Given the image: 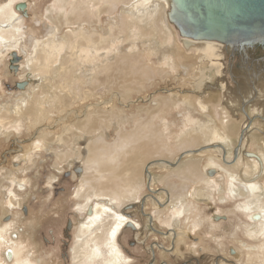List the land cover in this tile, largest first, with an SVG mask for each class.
I'll return each instance as SVG.
<instances>
[{
	"label": "rangeland",
	"instance_id": "obj_1",
	"mask_svg": "<svg viewBox=\"0 0 264 264\" xmlns=\"http://www.w3.org/2000/svg\"><path fill=\"white\" fill-rule=\"evenodd\" d=\"M11 1L0 0V7L6 6ZM13 2V6L19 2L27 4L28 16L24 17V13L15 5L20 18L12 30V33H16V38L9 39L3 47H0V237L4 235L6 241L10 242L9 246L7 244L10 250L17 248L20 255L14 258V261L7 263L3 255L7 247L2 245L0 261L3 264L25 263V261L36 264L32 256L35 250L29 247L24 252V248L29 243L17 242L9 238L16 232L13 227L17 223L6 220L21 218L22 224L35 230L39 211L51 206L54 211L60 209L64 212L63 218H60L57 225L61 233L69 216L70 208L67 204L70 202L72 188L74 187L76 195L84 193L83 189L86 186L81 187L82 180L91 175L90 172L93 173L94 168H98L97 165L92 166L90 163L91 169H87L90 155L88 145L98 144V139L103 134L108 144L106 145L108 147L111 145V151L116 152L117 147L114 143L119 141V136L126 135V138L130 136L137 143L134 137L137 136L139 129L140 134H144L146 130V134L148 130H154L153 138L149 137V140L145 141L146 137L143 140L148 149L158 152L151 160L174 162L184 150L192 148L197 150L215 142H221L230 148L232 144L226 143L230 135L224 130L225 122L231 121L230 114L222 108V105L231 107L235 97L228 102L230 98L220 100V95L216 98L211 97L214 93L211 90L204 89V92L198 90L195 80L200 77L201 69L206 71L210 68L211 62L208 58H202L200 62L202 54L197 50L185 51L177 33L164 17L160 19L164 20L166 35L161 31L159 26L161 20L157 21V15L162 2L161 4L151 2L150 6L139 9L136 8L139 5L136 0H14ZM78 2L80 5L76 7ZM147 8H149L148 12ZM10 10L6 7L1 15H5ZM76 10L83 13L85 20H71V22L65 20ZM99 12L101 16H97ZM5 21L10 22V20ZM92 35L95 36L96 45L86 41L87 37ZM12 52L20 53L21 56L17 71L10 67ZM216 53L219 64L227 66L229 57L223 46L216 50ZM133 61L134 67L131 64ZM140 67H143L144 73H139ZM137 73L138 77L135 75ZM208 75L206 80L208 87L215 85L221 87L220 82L224 80L219 78L214 70H208ZM19 84H24L23 88L17 86ZM206 91L210 92L208 97ZM200 98L209 106L208 115L200 114L201 109L199 110L196 104ZM262 100L264 99L259 98L257 103H261ZM238 103L239 101L237 105ZM261 107H255L254 112L263 110ZM94 114L103 117L97 122L95 132L86 134V131L81 130L82 119L85 120L88 116L90 118V115ZM189 117H191L190 121H188ZM243 120L241 118L237 122L239 128L235 138L233 136L234 143L237 142L246 122ZM252 126L253 130L249 131L250 136L248 135L244 150L258 153L264 160V122L254 120ZM189 134L195 135L196 141L186 147L182 144L187 141H182V137ZM37 140L39 142H36ZM40 143L42 146L39 145ZM182 162L183 166L179 168L159 166L154 167L153 170L161 177L157 179L159 182L155 188L166 187L165 189L173 192V195L176 194V200H171L169 209L174 211L175 207L178 208L181 193L187 197L186 209L182 208V229L195 230L203 220V217L198 215L197 201L191 197L211 198L208 201L203 200L207 204L212 203L215 196L217 204L221 207L210 204L204 211L211 212L210 215L213 216L215 212L226 215L227 221H219L224 226L214 223L218 226L216 230L221 229L222 233L225 232V236L228 234L232 236V233L234 236L228 245L220 246L210 239L211 236L214 237L213 233H204L207 238L206 247L204 243L202 244L204 248H208V251L219 250L226 256L230 249L236 250L241 262L236 261L234 264H264L263 255L248 256L250 248L253 253H258L257 246L263 241L260 238L259 240L250 238L246 230L249 214H245L241 208L245 209L247 200L242 197L228 200V196L234 195V191L239 190L240 180L247 181L245 172L250 170L256 174L258 164L242 159V162L234 167H224L219 162L216 150L187 155ZM194 162L204 176L195 182L199 185L196 187L184 174L188 164ZM101 166L105 168L109 165L102 161ZM211 166L220 169L227 180L230 178L229 184L223 180L220 171L217 172L218 178L210 182L204 172ZM78 167L83 169L82 174L76 171ZM66 171L74 172L79 180L63 182V173ZM243 174L242 179L238 178ZM46 177H51L49 187L53 185L52 178L58 177L56 181L58 190L55 194H50L52 199L49 201L37 199V188L40 186L42 190V183L46 182ZM262 180L264 181V177ZM20 182H23L25 187H21ZM213 182L217 183V188L213 186L215 191H209L201 186L204 184L208 187V184ZM184 187L186 193L183 191ZM141 191L144 192L143 185L139 194ZM262 196L264 200V195ZM219 198L224 199L225 206L220 205ZM24 202L30 210L28 217L21 212ZM85 203L84 198L77 200V204ZM174 203L176 205H173ZM115 207L119 208L117 205ZM174 214L177 212H173ZM231 224L236 226L235 229ZM204 225L208 227L211 223ZM101 232L102 230H99L87 237L91 242L85 240V246L89 244L87 248L90 247L92 250L96 241H106L104 232L100 236ZM198 237L202 238L196 235V238ZM77 239L78 234L75 247L76 243L79 246L81 244ZM98 245L101 255L109 258V253L102 248V243ZM83 249L82 251L88 255L90 250ZM39 251L42 252V246ZM101 259L95 258L92 262L88 258L84 264H87L86 261L88 264H103Z\"/></svg>",
	"mask_w": 264,
	"mask_h": 264
},
{
	"label": "flooded vegetation",
	"instance_id": "obj_2",
	"mask_svg": "<svg viewBox=\"0 0 264 264\" xmlns=\"http://www.w3.org/2000/svg\"><path fill=\"white\" fill-rule=\"evenodd\" d=\"M23 4L25 3H20L18 5H21L20 7H22ZM24 6L25 9L21 12L24 13V17H27L28 15L26 9L28 8V6L27 4H25ZM226 51L229 57L227 60V66H223L221 76L219 75V78L224 80L221 81L219 79L221 81V84L226 85V87L222 86V88H218V91L212 93L211 97L216 98L220 95V100L224 98H230L228 102L233 97L236 98H234L231 107L225 104L222 105V108H225L230 114L229 119L232 120L229 123L228 127V134L230 135V139H227L226 141L227 144L231 143L232 147L227 148V145L225 146L221 144V142H215L207 145L213 146L212 148L193 154L216 150V154L218 153L219 162L224 167H234L237 164H240L242 162V159L255 161L259 164L258 161L261 162V155L255 152L245 151L244 149L246 140L250 136L249 131L253 130L252 123L254 122V120H261L264 122V112H254V108L257 106H262L264 108V100H262L261 103H256L255 101L259 92L264 94V32H235V36L232 39L230 45L227 46ZM20 59V53L18 54L17 52H12V56L10 58L11 69L13 68V70L15 71L19 70L18 63L20 62ZM201 82V84H198L200 91L208 87V84L203 83L202 79ZM227 83L229 86H227ZM17 86L23 88L24 84H19ZM238 101L239 103L237 105ZM234 103H236V105ZM241 118L246 122H244L245 125L242 127L239 133L237 142L234 143L233 136L235 138L237 134V130L239 128L237 122H239ZM190 138L196 140L195 135L193 134H191ZM224 140L225 139H223V141ZM188 150L195 151L194 148L182 151V159L179 163H177L176 167L172 168H179L180 166H183L182 160L185 155H189L185 154ZM257 157L259 158V160L257 159ZM176 160L174 162L170 161V163L175 164ZM150 161L152 162L153 160ZM152 163L146 162L143 168V172L145 171L144 181L142 184L144 186V192L141 191V193L138 194L135 200H133L134 198L132 199L133 202H131L132 200L128 201L127 203H125V206H122V208L115 207L116 213L124 216L127 219L125 224L119 229L118 236L115 241V243L119 246L121 252L123 253L124 258L126 257L128 259L127 264H234L236 261H239L240 258L237 256V252L234 249H230L229 253L226 256L225 254L220 253L219 250L208 251V248L206 249L202 245L204 243L206 247L205 239L207 238L204 233H213L214 237L211 236L210 239L215 243H218L220 246L228 245L230 243V239H233L234 236L233 233L232 236H230L229 234L228 236H225V232L222 233L221 229L216 230L218 226L214 223H220L219 221H227L228 217L226 215H220L219 213L217 214V212H215L213 216L210 215L211 212L204 211L209 208L210 204H217V198L213 196L212 203L206 204L203 202V200L208 201L211 198L198 199L195 197H191V199H195L197 201L196 203L199 211L198 215L203 217V220L199 224V228L196 227L197 229L195 228V230L193 228H189V231L186 229H182V216H176V214L173 215L175 209L173 211L168 208L171 204L170 201L174 196L173 193L165 189L166 187L155 188V185L159 182L157 181V179H161V177L157 176L153 171L156 167L159 166H152ZM158 163L159 162H156L154 164ZM201 164L202 162H200V165ZM212 166L211 168L206 169V171L204 172L206 178L209 179L210 182H212V180L217 177V172L220 171L223 180H225V182L229 184L228 181H230V178L229 180H227L225 174H223L220 169ZM258 167L259 168L257 169L256 174H253V172L250 170H247L245 172L247 174V176L245 175V180L247 179V181L245 182L244 180H240L239 190L234 191V195H230V197L228 196V200L232 201L240 197L247 200L245 209L241 208L242 210H244L245 214H249V224L246 225V230L249 232L250 238H254L255 240H259L260 238L261 241H264V232L260 233V231L264 229V218H261L259 221H252L250 219L251 215L256 212L255 210H253L252 213L250 210V203L248 199L252 197V194L246 188V186H248L250 182L254 183L252 180L260 173H262L261 176L254 181L262 179L264 175V169L261 170L260 166ZM79 168L81 167H78L76 171L82 174L83 169ZM149 175H151L152 178H150ZM241 176H244V174L239 175L238 178L242 179ZM77 177L78 176L74 172L66 171L63 173L62 181L64 182L68 180L69 183L73 180L78 181L79 178ZM203 177L204 176L201 173V177L199 180H201ZM50 178L51 177L45 178L46 182L42 183V190H40V186L37 188V199L40 198L41 200L49 201L50 199H52L50 194H55V191L58 190L56 188V181L58 180V177L56 179L52 178L53 185L51 187H49ZM232 179L235 180L234 178ZM190 182H192L195 187L199 186L198 184H195V182L197 181ZM201 186L208 189L209 191H215L213 186L217 188V183L213 182V184H208V187L204 186V184H202ZM44 187L46 190L44 189ZM26 189L25 192L27 191ZM183 191L184 193H186L187 190L185 187L183 188ZM77 197L79 199H82L79 194L76 195V191L73 187L70 193V202L67 204V206L70 208V211L68 212L69 216L65 221L64 229H61V233L57 225L60 218H63L64 212H61L60 209L54 211L51 206L47 205L48 209L40 210L38 215L36 216L37 223L35 230H32V228L26 226L25 224H22L23 220L21 218H17L15 220L12 218H8L6 222L13 221V223H17L15 224L16 226L13 227L16 229V232L12 233L9 238L11 240H16L17 242L22 241L24 243H29L24 248V252L25 249H28L29 247L30 249L35 250V254L32 256L36 260V264H76L77 260L76 258H74L76 247L74 244L76 242L77 234V241L79 240V230H77V228L83 221L86 220L85 218L92 214V206H94L96 201L93 199L94 202L92 203L90 201L86 202L85 204H77V200L79 201ZM252 199L253 201H256V199H254L253 197ZM186 200V195L182 193V208L184 210L186 209ZM219 200L221 201L220 205H226L223 202L224 199L219 198ZM199 203L205 204L206 206H201ZM79 205L87 206L86 209L88 210H86V212H83L84 214H82L78 209ZM260 205H264L263 196H261L260 198ZM21 212L23 215H26L27 217L29 216L30 210L25 202L21 206ZM23 215H21V217ZM113 216L114 214H112L111 219L108 220L110 222L106 221L108 222V226L112 225ZM259 217V215H256L254 218L259 219ZM207 223H211V225H209L208 227L207 225H204ZM219 226L222 227L224 226V224L220 223ZM231 227H234L235 229L236 226H232L231 224ZM39 233L42 234L39 235ZM196 235L202 236V238H196ZM248 241L250 240L248 239ZM9 244L10 242L8 243V246ZM5 246L7 248L3 252V255L6 262L10 263L12 262V259L15 258V255L11 251L12 256H9L10 248L7 246V243H5ZM41 246L42 252L39 251ZM259 246H257V248ZM251 249L252 248L248 250V254L250 251H252ZM248 256L250 257V254Z\"/></svg>",
	"mask_w": 264,
	"mask_h": 264
},
{
	"label": "bare ground",
	"instance_id": "obj_3",
	"mask_svg": "<svg viewBox=\"0 0 264 264\" xmlns=\"http://www.w3.org/2000/svg\"><path fill=\"white\" fill-rule=\"evenodd\" d=\"M13 1L14 0H12L6 6H1L0 7V47L1 46L3 47V45L9 39L16 38V33H12L13 32L12 30H14L16 22L18 20H20L19 11L15 8V5L17 6L20 3H17V4H15L13 6V4H14ZM136 1H138V3H139V5L136 6L137 9L150 6L151 2H157L158 4H161V2H162L164 4V6H163V4H161V7H160V9L158 11V15H157L158 16L157 17V21H160L161 20L160 18H162V17H164V19L167 21V10H166L165 0H136ZM79 5H80V2H78L76 7H79ZM73 6L75 7V4ZM6 7L10 8L11 10L9 12H7L5 15H1V13L6 9ZM24 9H25V6H24V8H22V10H24ZM148 10H149V8H147V12H148ZM79 12H78V10L73 11V13L71 15L69 14L65 18V20H68V22H71V20H85V18L83 17V13H79ZM84 12H86V11H84ZM97 16H101L100 12L98 13ZM5 20H10V22H7ZM163 23H164V20H161L159 22V26H161V31L166 35ZM159 33H160V31H159ZM94 35L88 36L87 37L88 39H86V41L88 40V42L95 44L96 40H95V36ZM163 39H165V38H162V40ZM12 41H14V40H12ZM216 45H218V44L213 43V42H205V43H202V45H201L202 49L201 50H197V51L200 54H202V57L199 59V61L201 62L202 58H208L210 60V62H211V66H210V68L208 70H214L217 75L221 76V73H222V70H223V65L219 64V62H218V57H217V53H216V49H217ZM127 60H129V59L127 58ZM130 61H132V60H130ZM127 62H129V61H127ZM131 64L134 67V61ZM121 67H122V65H121ZM142 68L143 67L138 68L139 71H140L139 73H141V72L144 73V70ZM208 70L207 69H206V71H204L202 69L200 70V74L201 75H200V77L198 79L195 80V82H197V84H201L202 83L201 79L203 80V83H206V80L209 77ZM135 75L137 76L138 73L135 74ZM137 79L140 80V78H137ZM99 81L102 82L101 79H99ZM261 84H263V83H261ZM210 85H211V83H210ZM220 85H221V87L215 85V86H209V87H207L205 89L211 90L212 92H215V91L218 90V88H222V86H225L224 84H220ZM198 90H199V85H198ZM202 91L204 92V89ZM205 94L208 97L210 95V92L208 93L206 91ZM200 95L202 96L201 92H200ZM259 98L264 99V94H262L261 92L258 93L257 98L255 99L256 103L258 102L257 100ZM199 101L196 102V104H197V106L199 105L198 109H199V107L201 109V110L199 109L201 111L200 114L201 115H206L210 111L209 110V106H208V104L204 103L202 98H200ZM172 106H174V103L172 104ZM261 108L264 109L263 107H261ZM31 110H33V109H31ZM257 112L263 113L264 111L263 110H260V111L258 110ZM149 114H151V113H149ZM151 116H152V114H151ZM102 117L103 116H100L99 114H94V115H90V118L88 116V118L86 117L85 120L82 119L83 122H82V125H81V130L82 131L83 130L86 131V134L94 133L95 130H96V124H97V122L100 119H102ZM190 118L191 117H189V121H190ZM259 121H261V120H259ZM230 122H228V121L225 122L226 124H225V129L224 130L227 131V132H229L228 131V127H229V123ZM243 122H244V120H243ZM150 129H152V128H150ZM133 132H135V130ZM146 132H147V130L145 131L144 134H140L139 133V129L137 130V133H136L137 136H135L136 138L134 137V139H137V143H135L131 139L130 136H128V138H126L127 137L126 135H120L119 136V141L117 143H114V145L117 147V151L116 152H112L111 151V149H110L111 145H110V147L107 146L108 144L106 143L103 135H101L99 137V139H98L99 143L98 144L92 143V144L89 145L90 155H89V158H88L89 167L87 169L88 170L91 169V167H90L91 164L90 163H92V166L93 165H97L98 168H94V169L92 168L93 169V173L90 172V174L92 176L91 175H89L91 177L86 176L87 178L82 180L85 183H83L81 187L84 188V185L86 186L83 189L84 193L81 192V193H77V194H79L81 196V198H84L86 200V202H90L93 199L96 200V201H95L94 206H92V209H93L92 214H90L86 218V220L79 227V241H81V244H80V246H79V244H77L78 246H76V248H75L74 258H76V260H77L76 264H84L85 260H88V258H89V261H90V259L91 260L95 259V258L101 259L102 257L103 258L100 261L103 260V264H127L128 259L126 257H125L126 259L124 258V255L121 252L119 246L115 243L116 238L118 236V231L125 224L127 219L124 216H121V215L116 213L115 205H117V207L120 208L122 206H125L126 205L125 203H127L130 200H132L133 198H134V200L137 198V196L139 194V191H140V187L143 184V170L142 169L144 168V165L146 164V162H148L149 159L151 160L158 153V152L154 151L153 149H148L146 147V143L143 142V140H145L146 137H147V139L145 141H148L149 137L153 138V136H155L154 135V130H148L147 134H146ZM145 134H146V136H145ZM214 134L216 135V133H214ZM190 136H191V134H189L186 137L182 138V141H187V142H184L182 145L185 144V146L187 147V146L193 145L195 143L196 140L191 139ZM140 141L142 143H139ZM36 142H39V141L37 140ZM246 142H247V140H246ZM131 143H132V145H131ZM149 144H150V142H149ZM39 145H41V143ZM39 145H37V147H40ZM187 153L189 155L193 154L191 150L186 151L185 154H187ZM182 157H181V155L178 156L176 162L179 163L180 160L182 159ZM260 158H261V162L258 161L259 164L258 163L257 164H258V166H260V168L262 170V169H264V160H263V158L261 156H260ZM102 161H104L109 166H106L105 168H102V166H101L102 165ZM153 161H152L153 163L150 162V163H152V166L157 165V166H164L165 167V165H167V164H165L166 162L162 161V160H153ZM156 162H159V163L158 164H154ZM161 162H162V164H161ZM168 166H166V167H168ZM170 168H172V167L170 166ZM261 174L262 173H260L258 176L254 177V179L252 180L254 183L250 182L248 184V186H246V188L251 192L252 197L254 199H256V201H253L252 197H250L248 199V201L250 203L251 212L253 213V210H255V212H256L253 215H251V217H250V219L252 221H259L261 218H264V205H262V206L260 205V198H261L262 194H264V181L262 180L264 175H263L262 179H260L258 181H254V180L258 179L261 176ZM149 176H150V178H152L151 175H149ZM185 176H186V178L189 181H198L200 179V177H201V170H200L199 166L196 165L195 162L188 164L186 172H185ZM256 182L259 183V185ZM19 185L21 187H25L23 182H20ZM180 199H181V203H182V195H181ZM171 202L172 201H170V203ZM86 208H87V206L79 205L78 209L83 214V212H86V210H88ZM174 209H176V207ZM175 212H177L176 216L177 215L182 216L181 215L182 214V204L178 203V210L176 209ZM112 214H114L113 223H112V225L108 226V224H106L105 222L111 219ZM256 215L260 216L259 219H255L254 218ZM108 222H110V221H108ZM99 230H102L100 236H102V234L104 232L103 235L106 236L107 240L104 241V242L102 240L100 242L96 241L95 244L93 243L94 245L92 246V250H90V247L87 248L89 244L87 245V247L85 246V243H86L85 240H87L88 242H91V240L89 241L87 237L92 235V233L93 234L97 233V231H99ZM263 232H264V229H262L260 231V233H263ZM3 236L0 237V247L2 245L5 246V243L8 244V242L6 241V239ZM101 239H102V237H101ZM99 243H102V248L107 250V252L109 253V258H107V257L105 258L104 256L101 255L100 249H99V245H98ZM16 244H17V242H16ZM21 245H23V244H21ZM18 248H20V246ZM83 248H86L87 250H90L91 252L88 251L89 254L86 255L83 252V251H85ZM82 249H83V251H82ZM9 251H10V253H9ZM9 251H8L9 256H12V252L14 253L15 258L19 257V255H20V251L17 248L15 250L12 249V250H9ZM257 251H258V253H253V251H250L249 254H250L251 257H253V256L260 257L259 254L263 255V258H262V262H263L264 261V241L258 247ZM12 261H14V259H12ZM93 261L94 260H92V262ZM0 262L3 264L2 261H0ZM86 263L88 264L87 261H86ZM17 264H32V263L30 261H28V262L25 261V263L24 262H19Z\"/></svg>",
	"mask_w": 264,
	"mask_h": 264
},
{
	"label": "water",
	"instance_id": "obj_4",
	"mask_svg": "<svg viewBox=\"0 0 264 264\" xmlns=\"http://www.w3.org/2000/svg\"><path fill=\"white\" fill-rule=\"evenodd\" d=\"M165 4L167 21L187 52L201 50L205 42L218 44L216 50L222 46L226 50L235 32H264V0H165ZM24 5L17 9L22 11ZM165 162L171 167L178 163Z\"/></svg>",
	"mask_w": 264,
	"mask_h": 264
},
{
	"label": "crops",
	"instance_id": "obj_5",
	"mask_svg": "<svg viewBox=\"0 0 264 264\" xmlns=\"http://www.w3.org/2000/svg\"><path fill=\"white\" fill-rule=\"evenodd\" d=\"M174 169H175V168H174ZM172 170H173V169H172ZM175 195H176V194H174V196H173V198H172V200L174 199V201L176 200V199H175ZM178 203L182 204V203H181V199H178ZM174 204H175V203H174ZM177 210H178V208H177Z\"/></svg>",
	"mask_w": 264,
	"mask_h": 264
}]
</instances>
